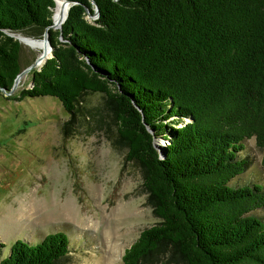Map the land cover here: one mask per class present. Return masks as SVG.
I'll return each mask as SVG.
<instances>
[{"label":"trees","instance_id":"1","mask_svg":"<svg viewBox=\"0 0 264 264\" xmlns=\"http://www.w3.org/2000/svg\"><path fill=\"white\" fill-rule=\"evenodd\" d=\"M70 1L61 28L49 29L52 57L18 99L56 97L66 136L86 92L106 98L112 146L140 167L157 218L122 264H264V218L252 213L264 187L231 183L247 166L246 139L264 171V0H93V19L91 0ZM54 5L0 0V87L21 70L8 32L41 36ZM70 250L66 233L49 232L36 244L14 240L0 264H58Z\"/></svg>","mask_w":264,"mask_h":264},{"label":"rangeland","instance_id":"2","mask_svg":"<svg viewBox=\"0 0 264 264\" xmlns=\"http://www.w3.org/2000/svg\"><path fill=\"white\" fill-rule=\"evenodd\" d=\"M38 54L21 42V69ZM32 69L13 92L0 96V259L16 239L36 244L62 231L71 250L58 264H122L124 249L157 221L140 167L125 159L122 144L113 148L115 126L102 94L83 95L82 121L66 136L62 125L69 114L56 97L18 99ZM261 155L254 137L244 140L239 156L247 166L231 183L264 187ZM252 213L264 218V207Z\"/></svg>","mask_w":264,"mask_h":264},{"label":"water","instance_id":"3","mask_svg":"<svg viewBox=\"0 0 264 264\" xmlns=\"http://www.w3.org/2000/svg\"><path fill=\"white\" fill-rule=\"evenodd\" d=\"M91 1H92L93 5H94V13H90L87 8H86V11H87V17L90 18V19H93V18H96L98 16V7L96 6V4H95V2L93 0H91ZM54 2H55V5H56V0H54ZM61 2H62L63 5L67 6V9H66L64 17L61 18V19L54 20L53 19V13H52L51 14V24L46 26L44 28L43 33H42V40L45 42L46 48L44 50H42V52L36 56V58L34 59V61L31 64H29L25 68L21 69L17 73V75L15 76V78L13 80L12 86L10 87L9 90H6V89L0 87V90L4 94H8V93L13 92L14 89L17 87V82H18L19 78L21 76H23L25 73H27L30 69H32L33 67L38 66V64H40V65L38 66L37 69H40V67L46 61V59L52 57V46H51V44L49 42V29H60L61 28V24L64 22V20L67 17L68 9H69L70 5L73 3L70 0H61ZM14 33L15 32H12V31L8 32V34L10 36H12L15 39H17L20 42V44H21V38L15 36ZM41 61H43V62L41 63ZM30 85H32V80L30 81ZM154 145H155V147H159V144L157 143V139L156 138H155V141H154Z\"/></svg>","mask_w":264,"mask_h":264},{"label":"bare ground","instance_id":"4","mask_svg":"<svg viewBox=\"0 0 264 264\" xmlns=\"http://www.w3.org/2000/svg\"><path fill=\"white\" fill-rule=\"evenodd\" d=\"M66 9H67V6L63 5L61 0H56L55 9L53 11V19L56 20V19L63 18L65 15ZM14 35L21 38V42L25 46L36 49L39 52V54L42 52V50L46 48V44L42 40V38L40 40H37L33 37H29V36L23 35L21 33H16V32L14 33ZM42 62L43 61H41V63Z\"/></svg>","mask_w":264,"mask_h":264}]
</instances>
